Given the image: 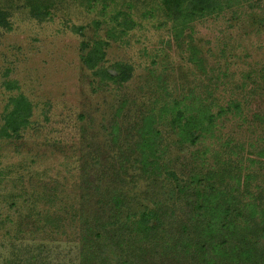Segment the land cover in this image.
<instances>
[{"label": "rangeland", "instance_id": "374dc122", "mask_svg": "<svg viewBox=\"0 0 264 264\" xmlns=\"http://www.w3.org/2000/svg\"><path fill=\"white\" fill-rule=\"evenodd\" d=\"M38 7L0 0V264H85L86 246L99 264H199L145 251L130 227L150 206L183 232L191 177L220 171V158L239 162L231 188L257 177L264 208V0L188 24L160 0H62L42 18ZM94 50L105 57L91 70ZM206 109L214 119L190 130ZM116 237L129 246L105 250Z\"/></svg>", "mask_w": 264, "mask_h": 264}, {"label": "trees", "instance_id": "16d2710c", "mask_svg": "<svg viewBox=\"0 0 264 264\" xmlns=\"http://www.w3.org/2000/svg\"><path fill=\"white\" fill-rule=\"evenodd\" d=\"M37 1L40 4L37 15L42 18L51 15L50 6L62 0ZM160 1L170 18L175 22L182 24L186 22L188 24L189 22H193V19L195 21L197 17L205 18L207 15L219 16L226 12V9L232 11L231 8L235 3L244 2L245 0ZM45 3H47L46 6ZM92 4H89L88 7H91ZM28 6L34 8L32 3ZM120 15L126 16L125 13ZM4 28H6V25H4ZM104 57L105 54L103 52L99 55V52L94 50L85 60L88 69L95 70ZM97 74L102 75L106 79H113L111 75L105 72H97ZM124 80H127L126 76ZM165 106L162 105L161 108H165ZM175 108H178L177 104L172 107V109ZM16 111L17 113H11L12 117L16 115L15 119L20 117V110ZM164 111L165 109L162 112ZM205 111H201L197 122H188V126H191L190 130H194L196 128L195 125L198 128L200 125H205L207 119H214L215 116L211 115V113L208 114V109ZM219 114L222 115L221 112ZM179 117L182 118L180 115ZM148 129H151L149 125L147 130L142 129V137L150 134ZM156 135H159L157 131ZM142 144H153V142H148L144 138L140 147H142ZM259 155L264 157V146L260 149ZM219 157H221L220 153ZM232 161H222L220 158V161H218V164L222 165L220 171H208L207 173L192 175L191 184L193 186L189 189L191 191L187 189L189 191L187 195L195 198V200L192 204L193 212H190L189 221L184 224L183 232L177 235H170L167 231L168 225L161 221L162 219L159 217L158 212L150 208V206H144V212L139 214L140 217L138 216L136 220H131L132 226L130 227V232L137 235L135 242L140 243L139 241L143 238L142 243L149 241L150 248H161L163 245V249L175 252L177 255L184 252L195 262L197 260L199 264H214L221 261L228 262L229 264H264V208H259V205H261L260 197L257 193L255 196L250 187L251 182L256 180L257 177H254L252 172L246 175L249 181L244 182L243 185L249 182L250 184L244 186L246 189L244 193L240 189L231 188L233 181L237 183L241 181V174L238 173V168L240 167L235 168L239 162L233 161L236 163V166H234ZM252 164H256V162L252 161ZM259 189H261L260 186ZM133 199L131 198L130 200L131 207H125L127 208L126 210L133 211L132 209L135 205ZM119 205L121 206V202L117 201L116 206ZM133 214L132 212L131 217ZM126 219H130L129 216ZM95 223L97 226L102 227V220H97ZM112 225L113 223L108 219L107 225L103 227V231L110 233L113 230L112 233L115 235V229L112 228ZM138 227L143 231L141 235H138L136 232V228ZM115 228L119 232L121 227H116L115 224ZM121 230L123 231L124 229L122 228ZM95 235L99 236V238L101 237L100 232H96ZM86 239L84 237V240ZM113 239H108L107 243L102 245L105 250L114 251L117 249V246L126 249L130 244V242L128 243L125 240H121L118 243L117 237L114 241ZM145 245L146 243L141 244L146 251ZM95 250L94 247H84L83 253L85 256L83 257V262L85 264H99L94 261L99 257V255L95 254Z\"/></svg>", "mask_w": 264, "mask_h": 264}]
</instances>
